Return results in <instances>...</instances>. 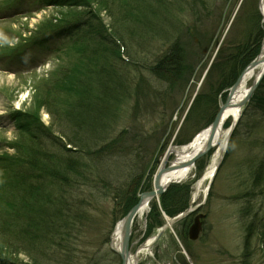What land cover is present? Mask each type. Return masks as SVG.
Here are the masks:
<instances>
[{
    "label": "rangeland",
    "instance_id": "374dc122",
    "mask_svg": "<svg viewBox=\"0 0 264 264\" xmlns=\"http://www.w3.org/2000/svg\"><path fill=\"white\" fill-rule=\"evenodd\" d=\"M123 1L126 0H116L115 5ZM171 2L172 6L152 4L138 7V10L140 2L135 0L131 4L136 9L130 14L135 18L147 17L146 20L158 26L159 36L164 38L174 37L171 35L174 21H178V25L186 24L184 32L176 36L180 40L177 46L181 49L178 57L181 64L174 82L168 80L167 84H162L146 70L155 63L156 57L169 54L175 43L173 38L165 42L155 41L150 49H141L145 51L144 56L148 52L149 59L145 57L148 63L141 65L140 71L145 78L144 85L152 89L147 87L129 100H120L115 108L110 109L115 112L113 118L109 116V123L105 121L104 127L90 130L68 120V114L76 112L73 105L79 86L87 83V87L91 86V93L97 91L95 85L92 86L91 74L84 69L86 59L81 56L88 55L82 46L87 52L91 49L99 52V56L109 59L116 69L133 74L118 57V51L123 54L117 44L121 40L109 30L106 11L114 7L113 3L110 0H0V214L7 215L12 211V205L5 201L11 194L21 196V188H13L19 180V175L14 172L27 168L22 162L30 157V146L36 142L44 145L49 158L65 162L70 159L72 167H78V173L84 174L82 176L87 180L80 188L74 189L75 193L71 190L79 217L69 228L68 245L50 250L43 245L41 249L31 251L30 256L22 254L19 258L0 256V264H11L9 260L31 264V257H36L42 264H122L112 243L117 225L125 218L119 196L124 192L129 195L127 199L134 196L132 210L143 193L154 190L155 175L167 150L183 148L212 125L211 115L207 119L203 116L201 121L187 120L189 108L202 92L218 57H223L220 52L225 53L248 36L252 22L247 19L253 16L254 20L256 11L260 21L254 22L252 34L257 38L260 35L262 51L264 16L260 13V0H199L196 15L185 4L190 5L189 0ZM191 6H196L193 0ZM198 14L200 20H197ZM128 21L120 20L124 25L115 27L120 30L122 40H127L130 34L127 26L133 27L134 20ZM80 25L84 27L78 30L77 37L78 40L84 39L76 42L73 30ZM122 43L125 47L126 41ZM184 49L188 59L183 58ZM135 50L132 54L129 47L132 55L136 54ZM69 82L76 84L72 92L68 90ZM253 83L254 80L247 86L250 88ZM168 84H173L176 89L171 96L167 95L165 85ZM259 87L261 90L254 104L250 98L242 106L240 121L229 134L228 144H222L223 150L220 149L222 145H214L195 160L187 180L166 188L163 195L171 191L180 195L185 200L186 209L170 210L171 215L166 214L161 195L149 203V210L143 218H135L131 254L155 238L167 219L199 205L200 208L192 212L191 221L194 222L199 214L203 217L199 219L204 226L200 238L192 241L188 236L184 244L181 239L183 221L178 222L161 234L148 250H143L136 264H183V261L187 264H242L244 230L252 218L264 215V176L262 187L252 192L255 173L264 159V107L260 106L264 103V78ZM230 90L218 94L216 110L212 104L206 111L214 110L213 120ZM40 100L44 107L36 112L34 103L39 104ZM49 104L55 108H49ZM233 123L227 120L222 124L223 131L228 134ZM178 134L188 139V143L179 145L176 142ZM107 138L114 141L112 143L116 141V147L98 155L96 152L106 146L100 141ZM70 139L75 142L73 146L69 144ZM218 150L223 152L222 160L210 184L205 176ZM174 159V153H171L167 168ZM243 196L248 197L246 202ZM246 203L248 206L252 203V210L244 219L242 212ZM6 223L10 231L15 230L9 221ZM254 249L252 259L243 262L263 264L264 255L259 244L256 243Z\"/></svg>",
    "mask_w": 264,
    "mask_h": 264
},
{
    "label": "trees",
    "instance_id": "16d2710c",
    "mask_svg": "<svg viewBox=\"0 0 264 264\" xmlns=\"http://www.w3.org/2000/svg\"><path fill=\"white\" fill-rule=\"evenodd\" d=\"M110 1L113 3L114 7L106 11L108 14V20H110L109 30H111L114 36H116L122 42L126 41L125 47L121 41L117 43L121 50H123V54L118 51V57H121L126 68L129 69L130 72H133V74L128 75L126 74V70H121V68L116 69L110 63L109 59L106 57H100L99 52L93 49L87 52L86 47L82 46L88 55L87 57L85 55V57L81 56L82 59H86L84 62V69H88V72L91 74V79L93 80V82H91L93 83L92 86L95 85L97 91L93 94L91 93V86L87 87V83L81 85L78 84L80 85V90L78 89V97L76 99V103L73 105L75 109L74 111L76 112H68V120H71L72 123H75L79 127L91 128L90 130L97 127H104L103 123L105 121L109 123V116L113 118V114L115 112L110 109L112 106L114 107L115 104H118L120 100H129L131 96H136L147 87L148 89H152L151 86L146 87L144 85L145 78L140 71V68H142L141 65L147 64V60L149 59L148 52L147 55L144 56L145 51L142 52L141 49L144 50L146 47L150 49L155 41L165 42L172 38L175 40L174 46L171 49L172 51L170 50L171 52L169 54H165L161 58H159L160 56L156 57L155 63L151 65L149 69H146L155 77H157V80L162 84H167L168 80H173L172 83L174 82V75L179 70V66L181 64V60L178 58L180 57L181 49L177 46V42H180V40L176 36L181 31L182 33L184 32V26H186V24L178 25V21H174L175 23L172 26L174 31L171 32V35H174V37L169 36L164 38L165 36H159L160 31H158V26H154V23L151 20H146L148 19L147 17H136V19L131 15L136 9V6L131 4L135 3V0H126L120 3L117 2V5H115L116 0ZM138 1L140 3L137 8L152 4H156L158 6L161 4H164L165 6H172V0ZM176 1L184 2V0ZM193 1L196 5L195 7L191 6V0H189L190 5L188 2L185 4L186 6H190L193 9V12L195 11L194 15H196L199 8V0ZM202 6L203 5L201 3V7ZM128 9H131L132 11H129ZM255 13H257V17L255 16L256 18H254V20L253 16H249L248 19L246 18L248 21L252 22V25L250 26L247 33L248 36H245L241 43L238 42L237 44H234V46L230 47V50L225 52L226 54L222 53L223 51L220 52V55H223V57H218L217 62L212 67V72L210 73L209 79L205 80L202 92L200 95L195 97V102L191 108H189L190 111L187 115V120L191 121L192 119V122H194L196 119H200L201 121L203 116H206L207 119L208 116L211 115L213 118L211 117L210 122H213L215 117L214 115H216V113L214 110L211 112L206 111L211 107L212 104L214 107L213 109L216 110L218 94H220L221 91L232 88L237 82L239 75H241L244 69L247 68L248 64H251V62L259 55L258 53H260L261 45L260 35L259 38H257L254 37V34H252L254 22L257 23L260 21L258 17L259 13L257 11ZM199 15L200 14L197 15V20H200ZM120 20L124 21V23L129 22L128 20H132L130 22H133L134 20V23H132L133 27L127 26V32L130 33L127 37L128 41L124 38L122 40V38L119 37L121 35L120 30H116L115 28L116 26L119 27V25H124V23L119 22ZM197 23H199V21H197ZM82 27H84V25H80L73 30V34H76V37L78 30H81ZM152 36L155 37L152 38ZM82 39L78 40L77 37L76 42H79ZM245 42L248 43L244 44ZM129 47L131 48V52L133 49H136V54L134 55H138V57L132 55L133 52L131 54ZM183 52L185 54V57L183 58L188 59L185 49ZM125 74L126 76H124ZM68 85V90L71 91L76 89V84H73V82H69ZM165 86L167 88V95L169 96H171L174 90H176L174 89L175 86L173 84H168V86ZM260 87L259 90H257L253 95V98L251 99L252 103L256 101L257 95L261 90ZM205 90L208 91L206 92ZM64 91L66 90H63V92ZM41 96L43 95L41 94ZM39 102V104L38 102L34 103L35 107H37V110L35 109L36 112L44 107L42 106V100ZM48 106H50V104ZM260 106L264 107V103ZM49 108L54 109L55 107L51 105ZM78 113L82 114L78 116ZM105 127L107 128L109 126ZM52 129L56 131L55 128ZM109 140L110 138L100 141H104L107 147L105 146V148L103 145V147L99 149L98 152H96L98 155H104V151H110L116 147V141L115 143H112L114 141ZM188 141L189 140L183 138L182 135H177L176 142L179 143V145L187 144ZM74 143L75 142L73 140H69L70 145L73 146ZM36 144L30 146L31 155L22 162V164L27 165V168H25V170L20 168L18 172H14L19 175V180H16V184H13V188L15 187V189H17L20 187L21 190H19V188L18 190L21 196L17 197L16 194H11L5 201L12 205V211L7 215L5 214L6 216L3 215V213L0 214V256H7L10 258H19L22 254L30 256L31 251H36L39 248L41 249L43 245L49 250L55 246H60V248L64 247V245H68V241L70 240L68 239L70 238L71 232L69 228L74 225L77 217H79V208H77L78 206L75 202L76 199L72 197L73 192L75 193L74 189L80 188V186H82V184L87 181L86 176H82L84 174L78 173V167H72L73 163L70 159L65 162L58 160V158H49L46 155L47 152L46 148L43 147L44 145L37 142ZM98 145L100 146L101 144L99 143ZM80 147L82 146L80 145ZM43 150L45 152H43ZM88 150H90L89 146L87 147V152H89ZM86 155H88V153ZM262 160L263 161H261L260 164L261 166H259L257 169L253 179V193L262 187V177L264 176V159ZM171 192L163 195L161 198L163 210L168 215H171L170 210L186 209L185 205L183 204L185 200H182L180 195L177 196ZM128 196L129 195L125 192L119 196L120 200L122 201V205H124V215L129 214L132 206H134L133 204H135L134 196H132L130 199H127ZM243 198V200L246 202V198L248 197L243 196ZM14 199H18V201H15ZM251 206L252 203L249 206L246 203V208L243 209L244 211L242 212L244 213V219L250 215L252 210ZM193 216L194 215L188 216L182 222L183 233L181 239L183 240L184 244L187 242V238L189 236V229L192 225L191 219ZM258 217L255 216L252 218L251 223L246 228V230H244L245 237L242 256V260L244 262L249 261V258L252 259L251 255L255 251L254 248L256 247V243L259 244L260 250L264 255V215L262 217ZM8 221L10 222L8 223L10 224V227L15 228V230L12 229L10 231L8 229L6 223ZM65 248L67 249V247ZM9 261H11V264H19L18 262L16 263L12 260ZM243 261L242 264H246ZM30 263L40 264L41 262L37 261L36 257H31ZM4 264L7 263L4 262ZM183 264L187 263L183 261Z\"/></svg>",
    "mask_w": 264,
    "mask_h": 264
},
{
    "label": "bare ground",
    "instance_id": "6f19581e",
    "mask_svg": "<svg viewBox=\"0 0 264 264\" xmlns=\"http://www.w3.org/2000/svg\"><path fill=\"white\" fill-rule=\"evenodd\" d=\"M260 8H261V12L262 15L264 16V0H261V4H260ZM261 58L264 59V45H263V50L261 53ZM264 69V63L261 62V64L256 68V69H252V70H248L246 72V74H244L240 85H238V88L236 90L235 95L233 96L234 98L231 101V107L228 106L229 108L225 111V113L223 114L224 116L223 118V124L227 121V120H232L234 123L237 121V119L240 118L241 116V111H238L237 106L238 104L241 102V100H243L245 98V96H247V93L249 91V87L247 86L251 81L256 80L257 77L259 76V74H261V72ZM222 124L220 125L218 132L216 133L215 137H214V145H226L227 144V140H228V134L227 132H224L222 129ZM208 139V131H204L202 134L198 135L195 140L186 145L185 147H181V148H175L173 150L175 159L174 161H172V169L168 172H166L163 175L162 178V182L164 187H169L170 185H172L173 183H178L181 181H185L187 180L190 176L193 170V167L189 166L188 163L190 162V160L193 159V157L200 151H202L201 149H204L206 141ZM223 145L220 149L223 148ZM223 150V149H222ZM223 152L221 150H218L212 165L210 166L205 178L209 179L213 176V174L215 173V169H218V166L220 164V158L222 157ZM196 198V195L194 196ZM149 203L148 201H143L140 204L139 207V211L138 214L136 216V218H143L145 216V214H147L148 210H149ZM173 219H168V221H171ZM121 223H119V225H117V229L115 230L113 236H112V243H113V248L115 250H120L121 249V243H122V226H120ZM140 256V255H138Z\"/></svg>",
    "mask_w": 264,
    "mask_h": 264
},
{
    "label": "water",
    "instance_id": "95a60500",
    "mask_svg": "<svg viewBox=\"0 0 264 264\" xmlns=\"http://www.w3.org/2000/svg\"><path fill=\"white\" fill-rule=\"evenodd\" d=\"M261 62L264 63V59L261 58V53L260 55L256 58V61L252 62L251 64H249V66L244 70V72L240 75L239 79L237 80L236 84L233 86V88L230 90V94L229 96H227V100L226 103L224 104V106L220 107V111L218 113V115L216 116L213 124L207 129L208 131V139L206 141L205 147L204 149H201L202 151L198 152L192 160H190V162L188 163V165L191 167L194 166L195 164V160H198L201 156H203L205 153L208 152V150H210L213 146V140L214 137L216 135V133L218 132L220 125L223 122V114L225 113V111L229 108L228 106L231 107V101L234 98L233 96L236 93V90L238 88V85H240V82L244 76V74H246V72L248 70H252V69H256ZM264 77V69L261 72V74H259V76L257 77V79L255 80L253 86L250 88V90L247 93V96H245V98L243 100H241V102L238 104L237 109L238 111L242 108V106H244L246 103L249 102L250 98L252 97V95L255 93V91L257 90V88L259 87V84L261 83L262 79ZM237 122L231 127L230 132H232L234 130V127H236ZM169 154H167L168 156ZM165 163L164 165L161 167V169L158 171L156 177H155V188L152 192L149 193H144L141 195L140 201L139 203L129 212L128 215H126V217L123 219V221L121 222L122 226V243H121V249L118 251L113 250L119 257H121L122 260V264H135L134 261H132V257L130 254V239H131V234H132V223L139 211V207L140 204L143 201H148L151 202L153 199L158 198L159 196H161L162 194H164L166 187H164L162 182V178L163 175L170 171L172 168L168 167L165 168ZM192 212L191 209L187 210L186 212H184L182 215L180 214L179 217L168 221V223L166 224V226L162 229L161 234L167 230L168 228H170L173 223H176L177 221L181 220L182 218H184L185 216H187L188 214H190ZM203 218L202 216H198V218H196V220L193 222V225L191 226L190 230H189V238L192 241H196L199 236L200 233H202V228H203V224L202 222L199 221V219ZM161 234H159L156 238H154L151 242V244L147 245L146 248H149L150 245H152L154 242H156L160 237ZM137 254L138 252L133 256V258L136 261L137 258Z\"/></svg>",
    "mask_w": 264,
    "mask_h": 264
}]
</instances>
